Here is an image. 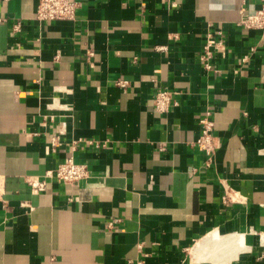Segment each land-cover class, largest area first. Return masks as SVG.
I'll list each match as a JSON object with an SVG mask.
<instances>
[{"label": "crops", "instance_id": "crops-1", "mask_svg": "<svg viewBox=\"0 0 264 264\" xmlns=\"http://www.w3.org/2000/svg\"><path fill=\"white\" fill-rule=\"evenodd\" d=\"M38 1H0V264H264V31L239 24L258 0H79L48 21ZM69 156L88 179L29 183Z\"/></svg>", "mask_w": 264, "mask_h": 264}, {"label": "built area", "instance_id": "built-area-1", "mask_svg": "<svg viewBox=\"0 0 264 264\" xmlns=\"http://www.w3.org/2000/svg\"><path fill=\"white\" fill-rule=\"evenodd\" d=\"M5 1V0H0ZM259 6L254 12L245 14L241 17L239 24H242L248 29H259L264 31V0H258ZM79 0H39L35 11V17L41 21L55 19H75L77 10L80 7ZM21 27V22L17 21L13 24L12 30L18 31ZM224 39L221 30L210 32L206 35L203 44V52L201 59L205 61L206 68L210 69L211 59L216 50L224 48ZM88 54L92 55V50H88ZM118 85L125 86L128 84L126 80H117ZM178 102L173 97V91L168 88H158L154 92L153 105L157 112L164 114L169 111L171 106ZM201 126V133L195 139V144L204 152L206 163L210 162L217 149V139L213 134L215 119L210 111H205L198 119ZM55 144V139L53 140ZM163 149L164 145H160ZM45 177H54L57 180L78 184L81 180H86L90 177V169L87 164L76 162L72 156L67 157L58 166L46 171L41 179H29V183L42 190L45 187ZM225 201L232 200L230 190H225L223 194ZM110 227L113 225L109 224ZM138 264H144V261H139Z\"/></svg>", "mask_w": 264, "mask_h": 264}, {"label": "bare ground", "instance_id": "bare-ground-1", "mask_svg": "<svg viewBox=\"0 0 264 264\" xmlns=\"http://www.w3.org/2000/svg\"><path fill=\"white\" fill-rule=\"evenodd\" d=\"M212 234V233H211ZM214 235V234H213ZM229 236V235H228ZM230 237V236H229ZM232 238V237H231ZM230 238V239H231ZM231 242H232V240H231ZM232 244V243H231ZM228 246V245H227ZM199 248V247H198ZM229 248V247H228ZM242 248V247H241ZM199 250V249H198ZM227 251H228V249H226ZM234 250V249H233ZM235 251V250H234ZM199 252V251H198ZM231 252V251H230ZM231 254V253H230ZM234 255V254H233Z\"/></svg>", "mask_w": 264, "mask_h": 264}]
</instances>
